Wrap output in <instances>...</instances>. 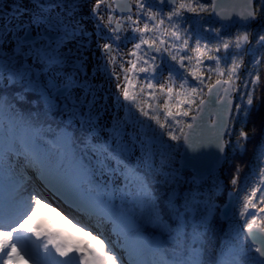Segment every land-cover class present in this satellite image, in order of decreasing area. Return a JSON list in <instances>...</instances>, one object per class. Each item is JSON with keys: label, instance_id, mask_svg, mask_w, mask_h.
<instances>
[{"label": "snow or ice", "instance_id": "6c2138e0", "mask_svg": "<svg viewBox=\"0 0 264 264\" xmlns=\"http://www.w3.org/2000/svg\"><path fill=\"white\" fill-rule=\"evenodd\" d=\"M262 67L264 0H0V264H264Z\"/></svg>", "mask_w": 264, "mask_h": 264}, {"label": "trees", "instance_id": "16d2710c", "mask_svg": "<svg viewBox=\"0 0 264 264\" xmlns=\"http://www.w3.org/2000/svg\"><path fill=\"white\" fill-rule=\"evenodd\" d=\"M260 71H261L262 77H264V67H262L260 69ZM262 117H264V107L261 108V113L257 114L254 117V119L256 120L257 126H259L260 119ZM61 128H64V130H67V131H71L70 129H68L66 127L57 128L55 123L51 124L50 130H49V126L45 125L44 126V133H45V137L44 138H45L46 142L49 141L53 135H56L57 132L59 131V129H61ZM250 128H251V124H249L248 129H245V130H249ZM70 133H71V136H72V131ZM251 155H252L251 151H249L248 155L243 157V158H241L240 156H237L235 158V160L233 161V168H228V166L225 165V170H227V172H228V174L226 176L222 175V179L224 180L225 184L228 183V180L231 177L232 171L234 170L235 164L238 163V162L242 163L244 161H247L251 157ZM223 171L224 170H222V172ZM225 196H226V193L218 198L217 203H218L219 207L224 203ZM221 224H223L224 231L226 232V228L228 227V225H226L224 223H221L219 218L217 217V219L214 221V225H213L214 226V230H215V236L213 238V243L214 244H219V243H221L223 241V233L220 231V225Z\"/></svg>", "mask_w": 264, "mask_h": 264}, {"label": "bare ground", "instance_id": "6f19581e", "mask_svg": "<svg viewBox=\"0 0 264 264\" xmlns=\"http://www.w3.org/2000/svg\"><path fill=\"white\" fill-rule=\"evenodd\" d=\"M97 55H99V53H97ZM111 91L113 92V93H115L116 92V88H115V86L113 85L112 86V89H111ZM115 108H117L118 109V107H119V105H115V104H112ZM56 137V136H55ZM56 140H57V142H58V145H60L61 144V146H59V149H58V151L59 152H61V153H63L64 151H65V146H63V144H62V141H63V137H59V139L58 138H56ZM57 145V143L55 142V141H53V143H51L50 141L46 144V147H47V149L48 150H50L51 152H53V153H56L57 152V150L53 147V146H58ZM72 144L69 142V143H67V145H66V151H67V154H68V157H69V161L71 160V157H72V155H73V151H72ZM47 209V208H46ZM37 210H39L40 212H39V214H43V216H44V218L45 219H50V222H52L53 224L55 223V224H57L56 223V221H57V219H54L53 217H51V215L50 214H48V212L45 210V209H41V207H39ZM50 211H52V208L50 209ZM62 225V227H63V232H64V234L66 235V237L69 239V240H71L72 242H74V240H73V238H72V236L74 237V239L76 238V239H81V237H80V235L79 234H81V232H78L76 229H75V231L73 232V234L71 233V231H70V228H69V226L67 225V224H65V225H63V224H61ZM68 234V235H67ZM69 234H71V237L69 236Z\"/></svg>", "mask_w": 264, "mask_h": 264}, {"label": "rangeland", "instance_id": "374dc122", "mask_svg": "<svg viewBox=\"0 0 264 264\" xmlns=\"http://www.w3.org/2000/svg\"><path fill=\"white\" fill-rule=\"evenodd\" d=\"M12 2V0H8V3H11ZM108 103L109 104H114V101L112 100V98L111 97H109V99H108ZM118 109H119V107H118ZM113 114H115V113H113ZM120 114H121V116H124V111H121L120 112ZM125 118H127V117H125ZM71 131H66V130H64V128H61V129H59V131L57 132V134L56 135H53L52 137H51V139L49 140L51 143H53V141H55L57 144H58V142H57V140H56V138H58L59 139V137H71V133H70ZM56 136V137H55ZM165 141H166V144H168V143H172L171 141H167V138L165 137ZM58 149L59 148H57V151H58ZM161 150L162 151H171L172 153H176V152H179L180 150H181V147H179V148H177L175 145L173 146V148L171 149V150H169V149H167L166 148V146H164V147H162L161 148ZM72 151L73 152H76V150L72 147ZM77 155H78V153H77ZM177 159H178V156H177ZM120 188L121 189H123L124 188V185L123 184H121L120 185ZM119 195V194H118ZM217 200H218V198L216 199V201H215V203L218 205V203H217ZM40 207H43V206H40ZM43 209H44V207H43ZM46 209V208H45ZM48 210V209H47ZM51 212H53V211H51ZM38 214L39 212L38 211H36L34 214ZM33 214V215H34ZM53 214H57V213H54L53 212ZM32 215V216H33ZM58 216H61V215H58ZM58 222L59 223H62V224H67V225H69V227H70V229H71V233L72 232H74L75 231V228H73L72 226H71V224H69L65 219H59L58 220ZM228 225V224H227ZM229 230V225H228V227L226 228V232ZM80 235V237H81V239H77V240H75V242L74 243H83V244H87V243H89V237H87V236H85L82 232H81V234H79ZM157 238L159 239L160 237L159 236H157ZM73 239H74V237H73ZM94 243V242H93Z\"/></svg>", "mask_w": 264, "mask_h": 264}, {"label": "water", "instance_id": "95a60500", "mask_svg": "<svg viewBox=\"0 0 264 264\" xmlns=\"http://www.w3.org/2000/svg\"><path fill=\"white\" fill-rule=\"evenodd\" d=\"M225 4L230 5L231 0H225ZM215 119H216L215 113L212 111H209V113L205 115V125L203 126V128L197 129L196 136L197 137H203L205 139L209 138L211 136V124ZM179 153H180V155L178 156V159H177V165L178 166H179L180 159H181V157H183V154H184L183 146H181V150ZM227 201H228V196L226 194L225 201L220 206V208L222 210L224 209V205L227 203ZM218 218H219L221 223L228 224V222L223 220L222 217H218Z\"/></svg>", "mask_w": 264, "mask_h": 264}]
</instances>
